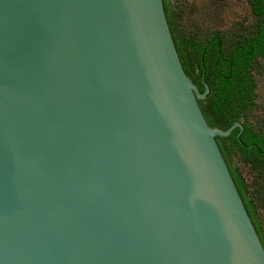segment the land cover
I'll return each mask as SVG.
<instances>
[{
	"label": "water",
	"instance_id": "95a60500",
	"mask_svg": "<svg viewBox=\"0 0 264 264\" xmlns=\"http://www.w3.org/2000/svg\"><path fill=\"white\" fill-rule=\"evenodd\" d=\"M163 0H0V264H264Z\"/></svg>",
	"mask_w": 264,
	"mask_h": 264
},
{
	"label": "trees",
	"instance_id": "16d2710c",
	"mask_svg": "<svg viewBox=\"0 0 264 264\" xmlns=\"http://www.w3.org/2000/svg\"><path fill=\"white\" fill-rule=\"evenodd\" d=\"M251 20L230 28L189 30L176 0H163L175 47L186 74L201 93V111L212 127L237 190L264 246V107L258 101L257 77L264 81V0H248ZM246 169V177L243 172Z\"/></svg>",
	"mask_w": 264,
	"mask_h": 264
},
{
	"label": "rangeland",
	"instance_id": "374dc122",
	"mask_svg": "<svg viewBox=\"0 0 264 264\" xmlns=\"http://www.w3.org/2000/svg\"><path fill=\"white\" fill-rule=\"evenodd\" d=\"M183 10V26L189 30L230 28L239 21L245 23L251 20L248 0H176ZM258 101L264 107V81L258 76ZM246 177V169L243 168ZM263 219L264 212L260 213Z\"/></svg>",
	"mask_w": 264,
	"mask_h": 264
}]
</instances>
